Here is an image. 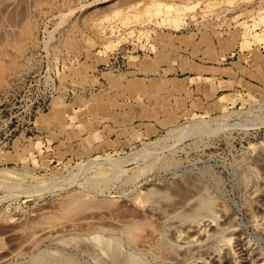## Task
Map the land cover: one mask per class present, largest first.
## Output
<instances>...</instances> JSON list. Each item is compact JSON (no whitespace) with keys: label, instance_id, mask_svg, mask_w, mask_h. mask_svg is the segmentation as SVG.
<instances>
[{"label":"rangeland","instance_id":"1","mask_svg":"<svg viewBox=\"0 0 264 264\" xmlns=\"http://www.w3.org/2000/svg\"><path fill=\"white\" fill-rule=\"evenodd\" d=\"M4 1L0 254L11 226L78 220L81 212L58 207L64 195L88 185L116 199L120 178L140 186L166 158L171 168L155 174L210 175L223 198L215 206L263 236L256 197L233 171L250 162L252 179L264 172V43L241 48L239 24L264 35V0H158L195 5L177 26L149 21V0H11L9 11ZM139 151L149 153L147 166L128 161ZM115 160L124 169L117 177Z\"/></svg>","mask_w":264,"mask_h":264},{"label":"bare ground","instance_id":"2","mask_svg":"<svg viewBox=\"0 0 264 264\" xmlns=\"http://www.w3.org/2000/svg\"><path fill=\"white\" fill-rule=\"evenodd\" d=\"M216 5L217 1H208L206 8ZM15 6L16 2L9 0L1 8L9 11ZM194 7L149 0L144 11L149 21L177 26L182 13ZM239 24L243 26L241 48L252 42L264 43V35L255 31L254 24ZM7 30L0 23V34ZM182 130L179 140L188 134ZM142 151L131 153L128 161L147 166L149 153ZM168 163L164 159L156 171L171 168ZM109 165L116 177L122 175V162L115 160ZM261 168L264 170V164ZM254 171L252 164L245 162L235 167L233 174L256 197L254 210L264 225V172L252 179ZM155 172L144 173L140 186L131 175L120 178L118 199L102 198L88 185L64 195L58 207L81 212L78 220H33L9 227L4 233L9 248L0 254V264H264V233L252 236L237 214L215 206L223 201L215 178L188 171L166 181ZM144 227L149 231L142 236ZM3 231L0 228V234Z\"/></svg>","mask_w":264,"mask_h":264}]
</instances>
